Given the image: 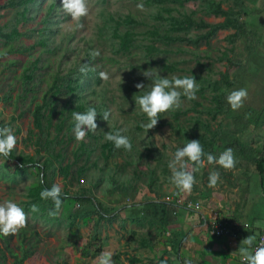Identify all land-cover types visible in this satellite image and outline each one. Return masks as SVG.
<instances>
[{"label":"trees","instance_id":"16d2710c","mask_svg":"<svg viewBox=\"0 0 264 264\" xmlns=\"http://www.w3.org/2000/svg\"><path fill=\"white\" fill-rule=\"evenodd\" d=\"M100 1L102 4H106L109 0ZM225 1L230 2L228 8H224ZM146 2L149 7H157V11L155 14L153 13V19L164 26V33H161L155 24L151 25L150 29L146 31L133 30V26H146L143 21H140L133 14L115 16L114 14L105 15V13H102V17L105 19L100 31H103L108 36L112 33L111 36L114 45L117 47L116 52L118 54L130 55L134 50L142 49L147 64H160L162 62L165 72L164 75L162 72L159 73L161 77H167L166 74H175V72L183 71L180 65L188 61L185 58L170 60L168 59L169 54L179 55L182 52H186L183 44L192 45L196 48L197 50L188 51L189 54L192 53V56L196 57L197 61L195 67L191 68L190 76L193 75L199 85L197 94H200L203 99H208L210 104L205 105L203 101L197 99L192 100V105L188 108L181 107L175 111H168L171 119L165 125L170 128L169 138L181 148L188 141L199 140L204 152L206 154L210 153L217 158L227 148H231L236 159L234 151L239 148L241 157L250 160L255 172L260 175L263 187L264 152L261 147L258 148V153L260 154L258 158H254L247 147L255 142L254 139L264 141V44L261 41L263 34L258 29L259 24L252 26L247 23V18L250 16L260 20L258 16L261 10L256 7L253 8L246 0H146ZM190 2H200L205 15L223 20L211 23L205 19H195V11L189 13L185 6ZM42 3L43 0H7L4 3H0V9H12L17 13L16 26L9 30L0 27V39L7 43H14L23 37L35 34L39 35V39L37 42L28 45L23 52L34 51L38 48H45L50 51V43L46 35L54 33L55 30L52 29V26L56 22L54 19L49 20L48 17H51L52 13L57 10L59 5L57 1L51 3L48 11L49 16L42 21V24H46L47 27L30 31H25L22 28L26 21L34 18L32 11L38 9ZM49 25L51 26L48 27ZM222 31L229 32L224 40L230 48L222 51L218 59H226V71L232 75V78L212 80L211 74L215 73L212 67L213 64L200 59L202 56L200 50L203 44L208 47L211 46L214 38ZM142 36L151 40L141 42ZM239 43L246 48L244 60L241 58L242 55L237 60L229 56L230 52L237 51ZM158 44L165 45V47L162 48ZM88 53L90 54V61L85 63L89 64L94 70L89 71L85 75L80 73V66L77 65L69 71L62 72L60 70L55 72L52 74V83L42 93L40 100L36 93V84L38 81H45L43 75L37 80L42 58L37 57L32 62H29V65L24 70V95H21L20 98L28 99L31 94L33 95L31 98L33 126L28 130V134L35 138V152L20 151L19 148L15 147L10 157H7V160L16 161L14 174L17 176L31 177L32 171L37 170L39 179L31 184L25 200L21 203V207L27 213V226L16 235L0 236V264H7L9 255L14 257V263L16 264L26 263L29 255L34 251H31L27 244L35 236L39 235L36 222L42 220L49 226L63 224L62 207L57 216H49L48 213L54 208V204L50 199L42 200L40 198V192L43 189L51 188L53 184H58V177H61L63 182L61 187L62 203L68 202L83 206L82 210L76 209L71 213L70 229L77 227L80 222L85 224L95 221L91 237L81 250L82 254H92L91 248L93 245H97V240H101L102 228L105 223L111 225L110 223L121 218L120 213L109 214V212H106L109 211V203H106L104 198L115 194L120 196L121 199L133 198V202L125 206L130 208V219L122 220V226L126 228L125 225L131 221L145 229L148 228L145 231L134 229L131 232L133 236L137 237L142 247H151L158 238L168 237L166 243L171 246L169 257H161L160 262L157 264H161L162 260H166L167 264H181L177 262L178 260L175 256L181 240H176L178 237L175 235H166L168 226L175 218L178 205L166 200L158 202L138 201V196L146 187L143 184L144 180H146L150 192L153 193L156 192L157 184L161 182L162 178H167L168 182H171V171L168 168V162L173 157H169L165 153L171 144L164 142L162 143V148H159L156 141L151 139L147 141L145 151L141 149L142 146L138 137L131 135L129 137L132 144L131 151L121 148L128 158L125 169L119 165H111L112 158L121 149H116L113 143L104 139V136L109 131L115 132L120 129L102 128L103 113L111 111L109 91L105 88L96 89V87L102 85V81L98 75L99 71L93 67L96 57H92L91 47ZM162 55L164 57L160 58ZM244 65L250 66L247 69L248 71L244 69L245 72L249 73L251 68L255 70L251 74L257 75V79H255L258 82L254 81V83H256L258 88L255 92L259 94L261 104L258 107L252 104L249 106L244 105L238 111H233L221 100V96L228 87L247 89L245 78L240 80L239 78H242V75H238L237 72V68ZM209 70L210 72H208ZM251 74H249V78L252 77ZM185 76L182 74L176 75V77L180 78ZM146 91H137V93L141 96ZM208 92H210V96H208ZM8 98L11 97L9 96ZM126 98L129 99L131 96L126 95ZM181 99L186 98L182 97ZM89 107H94L97 111V130L95 133L88 132L83 141H77L73 133L74 121L72 112L83 113ZM191 112L194 113V117L182 122L181 118ZM22 115L24 114L22 113ZM139 115L143 121H148L146 114L140 112ZM253 122H256L255 127L250 130ZM141 125V123H138V130L147 131ZM0 127H3L2 123H0ZM51 134H54L52 138L49 137ZM122 134L124 135L123 132ZM149 134L154 136L155 133ZM24 141H27L26 138H24ZM178 146L175 150H177ZM57 147L56 156H52ZM94 158L96 159L93 166H95L94 170H96L98 175L93 177L92 191L89 194H83L82 192L71 193L76 188L73 183L81 180L83 172ZM144 161H147L148 173L141 170L140 166ZM78 163H81V166L73 174L72 166ZM194 175L196 182L201 177L208 178L209 176V174L201 171L195 172ZM106 184L111 187L110 190L106 192L104 190V196L99 197L97 195L99 189H102ZM79 187L81 186L77 185V188ZM193 189H195V185ZM177 192L179 191L176 189ZM157 193L159 198H161L159 192ZM33 204L39 207L38 212L30 211ZM32 220L35 222H32ZM16 240L17 244L13 245ZM101 250L100 246H95L93 255L101 253ZM118 257L119 255L116 256V258ZM130 262L131 264H145L144 260L137 255L131 256Z\"/></svg>","mask_w":264,"mask_h":264},{"label":"rangeland","instance_id":"374dc122","mask_svg":"<svg viewBox=\"0 0 264 264\" xmlns=\"http://www.w3.org/2000/svg\"><path fill=\"white\" fill-rule=\"evenodd\" d=\"M7 0H0V3H4ZM57 1L59 3L58 8L55 12L52 13L51 17H48L49 7L52 2ZM144 5V10L141 11L137 8L138 4ZM87 5L89 8V14L87 17L81 18L80 23L84 26L83 28H77L76 22L71 19L62 10V0H43V3L38 9H34L32 14L34 15L33 19L26 21L22 28L23 30H33V29H42L47 27L46 24H42V21L45 17H48L49 20L54 19L56 24L52 26V29L55 30L54 33L46 35V38L49 40V50L45 48H38L34 51L24 53L23 50L27 48L28 45H31L39 39V35L33 34L32 36L23 37L20 40L14 43H7L4 40L0 39V123L3 124V127H9L15 137L17 138L16 147L19 150H25L29 153L35 152V138H32L28 134V130L33 126V115H32V103L31 98L32 94L28 99L20 98L23 93V73L29 62H32L37 57H41L40 70L38 71L39 80L42 75L45 81H38L36 84V93L38 99L47 89V87L52 83V74L57 71H69L77 65L85 62H89L91 51L99 50L100 56L96 57L93 62V67L97 68L99 72L105 71L109 74L110 79L107 82L102 81V85L96 87L97 90L105 88L109 91L110 99V109L111 116L108 121H103V129L114 128L126 129L124 135L131 137L137 136L140 140V145L142 150L146 151V145L148 140H155L159 148H162V143L166 142L171 144L169 149L165 151L169 157H173L175 153V148L178 144L169 138L170 128L165 125L167 121L171 118L169 113H163L159 116V121L157 125L149 129L148 131L142 132L138 130V123L146 124L149 121H143L139 113L141 112L139 106L134 103L140 94L137 91L143 92L148 90L151 87V81L142 75L146 70H151L157 73H163L164 68L163 63L161 62L156 64H147V60L144 58V52L142 49H136L130 55L118 54L116 52L117 47L114 45L112 39V33L110 36L106 35L103 31H100L101 26L104 25V19L102 13L105 15L114 14L115 16H125L133 14L140 21H143L146 26H133L132 29L136 31H146L150 29V26L155 24L161 33L165 32V28L159 22L153 19V13L157 11L156 6L149 7L147 6L146 0H109L108 3L102 4L100 0H87ZM230 2L224 3V8H228ZM189 13L195 11V19L203 20L207 22L216 23L221 21L220 19L211 18L202 11L200 2H190L186 5ZM261 20V18H260ZM17 25V13L12 9H0V27H3L6 30L11 29ZM49 25L48 27H50ZM37 34V33H36ZM225 33H219L213 40L211 46L202 45L200 53L202 56L200 59L202 61H207L212 63V67L215 70V73L211 74L212 80H221L223 78H232V75L226 71V59L219 60L221 52L229 48V45L224 40ZM141 42L151 40L148 37L142 36ZM162 48L165 45H160ZM185 46L186 52L178 54H169L168 59L177 60L180 58L188 59L187 63L181 64V69L183 71L175 72V74H166L169 79L176 77L177 74H182L190 76L191 68H194L196 65V57L192 56V53L189 54V50H197L192 45L183 44ZM228 46V47H227ZM237 51L230 52L229 56L233 57L235 60L241 58L244 60L246 55V48L241 43L237 46ZM188 52V53H187ZM205 54V55H204ZM164 57V55L160 56ZM249 65H244L243 67L237 68L238 75H242L240 80L245 78L246 87L248 91V97L245 100L244 105H254L258 107L261 103L259 101V94L255 92L258 88L255 82H258L257 75L251 74L255 70L251 68L250 72H245L249 69ZM245 69V70H244ZM248 71V70H247ZM210 72V70L208 71ZM249 74L251 78H249ZM256 78V79H255ZM255 79V80H254ZM137 83H143L145 85L144 89H137L135 85ZM238 90L237 87H228L223 95L221 100L228 105L226 101L227 95L233 91ZM136 94V95H135ZM7 97H5V96ZM126 95H130L131 98H126ZM197 99L204 102L205 105H209L208 99H203L200 94H197ZM11 98H8V97ZM210 96V92H208ZM195 99V100H197ZM183 108H188L192 105L191 101L187 99L182 100ZM229 106V105H228ZM135 109V110H134ZM24 114L21 116V114ZM194 117V113H190L185 117H182V122H186L187 119ZM144 135H142V134ZM149 133H155L154 136H151ZM54 134L49 135L52 138ZM143 137H146L143 139ZM26 138V142L24 141ZM255 141V140H254ZM77 143V142H75ZM161 146V147H160ZM60 148V146H58ZM58 147L53 152L52 156H56ZM152 147H154L152 145ZM250 154L257 158L260 153H258V148H262L264 152V141H255L247 146ZM178 148H181L178 146ZM70 152V151H69ZM236 155V165L233 171H238V169H246L245 164H249L251 170L253 165L250 160H246L241 157L239 148L234 151ZM97 156V155H96ZM71 158V157H70ZM85 158V157H83ZM82 158V159H83ZM90 162L85 171L84 178L74 182L75 187L79 186H89L88 182L92 181L93 176L98 175L96 173L94 162ZM127 156L123 149H121L111 160V165H119L126 167ZM83 162V161H81ZM250 162V163H249ZM81 163L74 165L72 167L73 172L76 173L78 166ZM102 165V161H101ZM147 161H144L141 164V170L148 173L147 171ZM209 169V172H208ZM231 170V171H232ZM16 171V161H9L5 157H0V203L5 200H12L21 207V203L25 200L26 193L35 181H38V171L33 170L31 177H20L14 174ZM199 171L202 173L209 174L211 171H218L220 173V181L229 180L227 177L232 176L228 171L224 170L222 167L212 164L206 165L204 168H201ZM230 171V170H229ZM17 176V177H16ZM58 184L62 187L63 182L62 178L58 177ZM81 181V184H80ZM223 181V184H224ZM77 184V185H76ZM144 190H147V182H143ZM110 186L106 184L102 189H99L98 196H104V192L110 190ZM105 190V191H104ZM104 191V192H103ZM106 203H109V214H114L116 211L121 215L129 216L130 219L131 213L127 215L129 207H125L128 204L133 202L131 199H121L118 195H111L108 198H104ZM143 200L138 196V201ZM264 206V203H262ZM82 210L83 206L76 205L75 203H62V225L49 226L45 224L42 220L36 222V228L39 235L35 236L34 239L28 242V246L31 248V254L28 257V260L25 264H97V257L100 255H93L95 251V246H100L103 251H110L112 253V260L114 264H131L130 257L137 255L138 257L143 256L145 260H150L149 264H157V260H161V256L154 257L153 255L145 256V250L149 251V248H144L140 245L137 237L132 235L134 229L145 231L148 228L139 226L138 224H129L127 223L123 227V222L118 218L117 221L110 223L111 225L106 224L102 228L101 240H97V245H93L91 248V255L82 254L81 250L83 246L88 242L91 237L93 225L95 221L88 223H79L78 229L74 227L70 229L69 222L71 221V213L76 210ZM126 211V212H125ZM260 218H255L256 222H260L263 210L257 209ZM125 220V219H124ZM32 222H35L32 220ZM137 227V228H136ZM263 227V226H262ZM76 230V231H75ZM108 237V239H106ZM158 238L156 243L159 244L163 242L164 238ZM162 240V241H161ZM34 242L33 244H31ZM166 242V241H165ZM17 244V240L14 241L13 245ZM32 246H31V245ZM144 252V253H142ZM119 255L118 258L116 256ZM7 264H16L14 263V257L8 256ZM146 264H148L146 262Z\"/></svg>","mask_w":264,"mask_h":264},{"label":"clouds","instance_id":"9594fccd","mask_svg":"<svg viewBox=\"0 0 264 264\" xmlns=\"http://www.w3.org/2000/svg\"><path fill=\"white\" fill-rule=\"evenodd\" d=\"M137 8L144 10V5L138 4ZM62 10L76 22L77 28H83L80 23L81 18L87 17L89 8L87 0H62ZM99 50H94L91 55L93 58L100 56ZM89 64H81L79 71L87 74L92 71ZM101 81L107 82L110 77L105 71L98 73ZM144 77L151 81V87L143 95L139 96L135 104L139 106L140 111L146 114L148 123L142 124L141 127L146 129L154 128L160 114L168 111H175L182 106V97L188 101L197 99L196 93L199 91V85L194 76L161 77L157 72L146 70L142 73ZM135 87L139 90L144 89L143 83H137ZM248 97V91L245 88L231 91L226 101L233 111H238L244 106V102ZM97 111L94 107H89L85 112H72L74 121L73 133L77 141H83L88 132L95 133L97 130ZM111 116L110 111H105L102 118L108 121ZM126 129H120L115 132L105 133L104 139L113 143L116 149L123 148L131 151L132 144L128 136L122 132ZM17 145V138L9 127H0V157H10L13 149ZM206 157V159H205ZM216 164L224 170L229 171L235 168L236 160L231 148H227L219 157L204 152L199 140L188 141L182 148H177L173 158L168 162V168L171 171L170 181L180 193L190 194L196 183L194 173L204 168L206 165ZM220 181V173L211 171L208 176V187L215 188ZM62 188L59 184H53L51 188H45L40 192L42 200H51L54 208L49 211V216L55 217L59 214L62 207ZM31 212H38L39 207L35 204L31 205ZM27 213L22 207L12 200H5L0 203V236L7 237L16 235L19 231L27 226ZM255 236L250 235L240 242L238 253L241 258V264H264V241L260 246L252 250ZM97 264H114L112 253L103 251L97 257ZM161 264H167L166 260H162ZM184 264H192L191 260L186 259Z\"/></svg>","mask_w":264,"mask_h":264},{"label":"crops","instance_id":"0c3cea01","mask_svg":"<svg viewBox=\"0 0 264 264\" xmlns=\"http://www.w3.org/2000/svg\"><path fill=\"white\" fill-rule=\"evenodd\" d=\"M246 1L253 8L256 7L261 10L258 16L261 20H257L254 16H250L247 18V23L252 26L259 24L258 29L260 33L263 34L261 36V41L264 44V0ZM220 20L222 21L223 19ZM219 33H225V36H227L229 32L222 31ZM255 124L256 122H253L250 130L255 127ZM254 140L258 141L257 139ZM245 165L247 166L245 170L238 169V171H228L229 174L233 175L227 177L229 180L218 182L215 188H209L208 178L201 177L199 181L195 183V189H192L190 194L176 193L175 186L171 182H168L167 178H162L161 182L157 184L156 192H150L147 187V190L139 195L143 198L140 202H158L174 195L181 197L182 202L178 205L175 218L166 231V235H175L178 237L176 240H181L178 252L175 255L178 260L177 262L182 264L186 259H189L192 264H241L238 253L240 242L248 236L253 235L255 236V241L252 248L256 244L264 223V212L262 213L260 222H256L254 219L260 218L257 209H264L262 204L264 203V185L262 187L260 175L255 172V170H251L249 164ZM86 170L87 167L85 171ZM85 171L82 174V178H84ZM72 173L74 174L73 169ZM88 184L89 186L75 188L71 193L82 192L83 194H89L92 191L93 183L90 181ZM157 192H159L161 198H159ZM184 200L201 202L202 209H188L184 205ZM117 211L114 214H118ZM129 212L131 213L130 208L126 212L127 215H129ZM216 212H219L228 220L231 228L229 233L220 236L216 235L212 227L209 226V219H211ZM128 218L129 216L123 214L119 219L124 220ZM235 220L240 221L242 225L236 227L233 223ZM128 223L132 224L131 221ZM246 223L248 226L245 225ZM162 238H164L163 242L159 244L155 243L151 247H144L145 249L149 248V251L145 250L146 252L144 255L169 257L171 246L165 242L168 237L163 236ZM140 258L144 260L145 264L146 262L148 264L150 263L149 258L148 260H145L143 256H140ZM156 262L158 263L159 260Z\"/></svg>","mask_w":264,"mask_h":264},{"label":"built area","instance_id":"2783aa9c","mask_svg":"<svg viewBox=\"0 0 264 264\" xmlns=\"http://www.w3.org/2000/svg\"><path fill=\"white\" fill-rule=\"evenodd\" d=\"M165 200L170 202V203H175L177 205H179L182 202L181 197H179L177 195L169 196ZM183 202H185L184 205L188 209H192V210H201L202 209L201 202H195L192 200H188V201L184 200ZM208 223H209V226L212 227V230L216 235L220 236V235H224V234H227L230 232L231 228H230L228 220L225 217H223V215L220 214L219 212H216L214 214V216L211 219H209ZM233 223L236 227H240L242 225V223L240 221H237V220H235ZM245 225L248 226L247 223ZM261 241H264V223H263V227L259 233L258 240L252 248L253 251L255 250L256 247L260 246ZM240 261H241V258H240Z\"/></svg>","mask_w":264,"mask_h":264},{"label":"water","instance_id":"95a60500","mask_svg":"<svg viewBox=\"0 0 264 264\" xmlns=\"http://www.w3.org/2000/svg\"><path fill=\"white\" fill-rule=\"evenodd\" d=\"M43 175V174H42Z\"/></svg>","mask_w":264,"mask_h":264}]
</instances>
